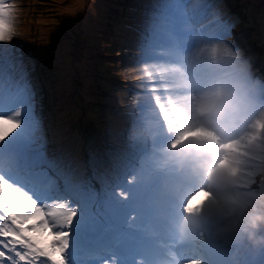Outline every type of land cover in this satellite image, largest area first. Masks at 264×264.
Instances as JSON below:
<instances>
[{
	"label": "rangeland",
	"instance_id": "1",
	"mask_svg": "<svg viewBox=\"0 0 264 264\" xmlns=\"http://www.w3.org/2000/svg\"><path fill=\"white\" fill-rule=\"evenodd\" d=\"M133 1L136 3L138 0ZM208 1L172 0L168 4L169 16L159 18L164 21L167 34L161 36L158 33L163 26L160 22L153 25L154 29H158L156 36L164 42L162 45L166 53L170 50V45H183L187 37L191 43L186 59L188 69L193 73V93L174 94L177 70L170 64L157 61L153 62L151 68L153 72L162 71L166 76L162 83L157 80L150 84L156 94L155 103L174 118V129L182 134L197 131L194 126L200 124L180 103L184 97L200 93L199 81L206 84L210 75H214V84L231 82L242 78L244 74L251 78V69H246L243 61L246 59H238L235 50L244 54L252 52L264 63V0H230L227 5L226 0L223 1L220 6L235 7L233 15L227 8L236 24H232L226 37H222L215 30V23L210 22L209 13L215 5L212 4L209 8L206 6ZM8 2L15 8L13 39L11 45L0 47L11 48L12 54L22 56L28 67L37 93L36 102L42 103L46 111L43 129L49 153L64 156L80 171L94 167L101 173L110 171L128 155L132 159H129L130 163L134 162L138 152H142V158L152 159L157 150L158 135L165 125L168 128L173 125L172 118L152 107L147 109L136 106L111 114L102 110L106 98L104 91L109 90V85L118 80L116 78L123 69L120 57L127 30L125 22H130L126 18L132 14V10L125 9L127 0H96L94 14L87 18V31L81 27L80 20L85 0ZM133 25L132 18L130 26ZM136 44L131 45L127 52L134 51ZM143 48L144 44L139 43L136 57L141 59L140 62H146L143 58L147 53ZM85 52L88 54V65L81 70L77 66V60ZM130 59L131 62L135 60L132 57ZM248 60L251 58L248 57ZM131 62V66H135ZM246 62L250 67L249 62ZM10 72L6 65L5 79H8ZM137 73L143 76V72ZM255 123L262 126L258 128V132L264 128V119L260 116ZM12 127L11 124H6L3 128V122L0 123V128L9 132ZM185 127L188 128L182 130ZM201 141L200 144L205 143L206 139ZM186 143L184 140L177 142L176 154L194 159L198 152L188 150ZM233 143L238 144V149L234 152L232 147L229 148L225 161L220 165L233 172L235 182L244 180L250 186L259 183L256 179L251 180L239 173L240 170L248 169L254 177L264 175V171L245 162L240 156L243 152L251 153L259 146V141L253 137H243ZM260 152L262 155L261 150ZM157 171L154 166H149L145 174L155 177ZM251 193L236 196L245 201L250 209L257 207L249 199ZM200 212L206 213L204 206L200 208ZM253 213L258 214L259 211L253 209ZM212 216L216 222H222L219 212L213 211L210 217ZM39 238L45 244L52 239L51 236L44 235ZM240 248V243L236 242L228 252L234 255Z\"/></svg>",
	"mask_w": 264,
	"mask_h": 264
},
{
	"label": "snow or ice",
	"instance_id": "2",
	"mask_svg": "<svg viewBox=\"0 0 264 264\" xmlns=\"http://www.w3.org/2000/svg\"><path fill=\"white\" fill-rule=\"evenodd\" d=\"M14 11L0 0V45H11ZM36 98L23 57L0 47V121L13 126L0 128V264H133L137 247L127 218L138 188L121 168L80 171L50 154ZM44 233L52 237L46 244Z\"/></svg>",
	"mask_w": 264,
	"mask_h": 264
},
{
	"label": "clouds",
	"instance_id": "3",
	"mask_svg": "<svg viewBox=\"0 0 264 264\" xmlns=\"http://www.w3.org/2000/svg\"><path fill=\"white\" fill-rule=\"evenodd\" d=\"M130 5L132 0H127L125 9L131 10ZM176 82L186 89L195 87L192 80L179 69L176 73ZM260 90V81L252 80L244 74L240 79L227 83H215L197 95L184 97L180 103L195 119L210 128L213 134L205 143L197 144L196 149L204 156L212 158L215 139L229 135L254 111L258 112L261 119H264V101L259 99ZM198 167L204 168L206 164L200 162ZM232 178L233 173L230 169L221 168L215 170L210 177V182L219 188H224L231 183ZM253 199L264 203V193L253 194ZM260 223H264V215L254 213L246 215V228L255 229Z\"/></svg>",
	"mask_w": 264,
	"mask_h": 264
},
{
	"label": "bare ground",
	"instance_id": "4",
	"mask_svg": "<svg viewBox=\"0 0 264 264\" xmlns=\"http://www.w3.org/2000/svg\"><path fill=\"white\" fill-rule=\"evenodd\" d=\"M95 1L96 0H85L83 15L80 17V20H81V27L86 31L89 28L87 26L89 23L87 18L92 17L94 14V8H95L94 2ZM87 63H88V54L87 52H85L84 56L81 59L77 60V64H78L77 66L81 68V70H83L84 68L87 67L88 65Z\"/></svg>",
	"mask_w": 264,
	"mask_h": 264
},
{
	"label": "trees",
	"instance_id": "5",
	"mask_svg": "<svg viewBox=\"0 0 264 264\" xmlns=\"http://www.w3.org/2000/svg\"><path fill=\"white\" fill-rule=\"evenodd\" d=\"M116 82H118V80L114 81V83H116ZM114 83L112 85H109V87H110L109 90L104 91L106 98L104 99L105 103L102 105V110H104L110 114L119 111L117 108V104L115 103V101L112 100L113 96H114L113 91H112ZM117 89L120 92L122 91L121 88H117Z\"/></svg>",
	"mask_w": 264,
	"mask_h": 264
}]
</instances>
